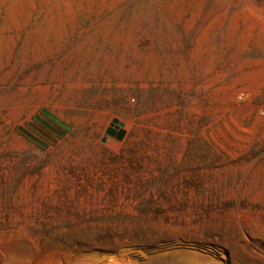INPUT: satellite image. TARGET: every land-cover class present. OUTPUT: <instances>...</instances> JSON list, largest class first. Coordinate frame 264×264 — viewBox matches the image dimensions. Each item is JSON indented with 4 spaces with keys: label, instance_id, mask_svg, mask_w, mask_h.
<instances>
[{
    "label": "rangeland",
    "instance_id": "obj_1",
    "mask_svg": "<svg viewBox=\"0 0 264 264\" xmlns=\"http://www.w3.org/2000/svg\"><path fill=\"white\" fill-rule=\"evenodd\" d=\"M0 264H264V0H0Z\"/></svg>",
    "mask_w": 264,
    "mask_h": 264
},
{
    "label": "water",
    "instance_id": "obj_2",
    "mask_svg": "<svg viewBox=\"0 0 264 264\" xmlns=\"http://www.w3.org/2000/svg\"><path fill=\"white\" fill-rule=\"evenodd\" d=\"M121 135H122V132H120V133H119L118 137L120 138V137H121Z\"/></svg>",
    "mask_w": 264,
    "mask_h": 264
}]
</instances>
